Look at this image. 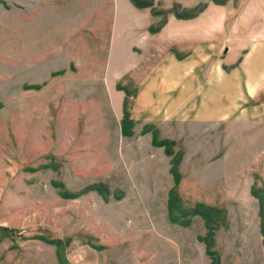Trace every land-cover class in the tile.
Returning <instances> with one entry per match:
<instances>
[{
  "label": "rangeland",
  "instance_id": "rangeland-1",
  "mask_svg": "<svg viewBox=\"0 0 264 264\" xmlns=\"http://www.w3.org/2000/svg\"><path fill=\"white\" fill-rule=\"evenodd\" d=\"M125 1L0 0V264H211L206 237L221 264H264V92L230 120L171 118L161 52L110 58L129 19L163 48L166 23L253 0Z\"/></svg>",
  "mask_w": 264,
  "mask_h": 264
},
{
  "label": "crops",
  "instance_id": "crops-1",
  "mask_svg": "<svg viewBox=\"0 0 264 264\" xmlns=\"http://www.w3.org/2000/svg\"><path fill=\"white\" fill-rule=\"evenodd\" d=\"M118 4L119 9L132 10L125 0H119ZM214 5L211 3L201 17L174 20L176 26L183 27L187 22L195 28L177 31L172 30L173 24L166 23L163 48L162 43H153L161 41V36L143 37L141 23L136 20L129 19L128 25L119 23L114 28L113 38L125 40L127 46L123 50L115 45L111 52L114 57L110 58L118 60L120 69L129 66L123 60L124 52L131 56L139 51L162 53L157 55L164 58L163 77L153 79L150 92H163L166 115L171 118L178 115L173 108L180 107L179 112H185L186 121L230 120L238 115L237 107L248 105L264 92V0H253L244 8L238 3V8L228 9L226 16L219 18L211 15L217 12ZM150 26L144 23V29ZM159 83L163 87L158 89ZM149 100V106L157 103L150 94ZM260 102L250 104V107H259L252 112H239L240 117L263 115Z\"/></svg>",
  "mask_w": 264,
  "mask_h": 264
},
{
  "label": "trees",
  "instance_id": "trees-1",
  "mask_svg": "<svg viewBox=\"0 0 264 264\" xmlns=\"http://www.w3.org/2000/svg\"><path fill=\"white\" fill-rule=\"evenodd\" d=\"M136 6L140 7V8H143V7H146L145 4L141 3V0H131ZM155 13V12H153ZM178 15V14H177ZM180 16V15H178ZM118 89H122V87H118ZM125 90V89H123ZM128 122H129V116H128V111H126L125 109V112H124V118H123V133L125 135H129L130 134V131H128ZM156 140V138H155ZM155 143H158L159 145H166V153L167 154H172V151L170 150L169 146L171 145L170 142L166 141V140H163V141H160V142H157L155 141ZM178 156H175L173 157L172 159V166H171V172L173 174V178H174V184L175 185H178L179 181H180V174H179V171H178ZM175 197H176V193L175 191L172 189L170 192H169V207H170V210H172L174 208V200H175ZM198 213L202 214V216L206 217V213L204 211H200V210H197ZM174 219H176L175 216H173ZM188 224V223H187ZM6 230V229H5ZM204 241L206 243V246H207V249H206V253L211 257V264H221L220 262V259L218 258V256L216 255L215 251L212 250V241L210 238H204Z\"/></svg>",
  "mask_w": 264,
  "mask_h": 264
}]
</instances>
